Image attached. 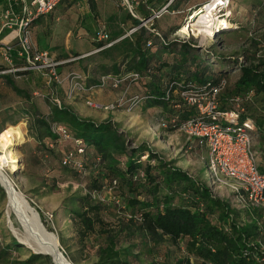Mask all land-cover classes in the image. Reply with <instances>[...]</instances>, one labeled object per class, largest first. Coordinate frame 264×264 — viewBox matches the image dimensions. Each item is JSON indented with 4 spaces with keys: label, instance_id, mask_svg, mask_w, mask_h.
I'll list each match as a JSON object with an SVG mask.
<instances>
[{
    "label": "trees",
    "instance_id": "16d2710c",
    "mask_svg": "<svg viewBox=\"0 0 264 264\" xmlns=\"http://www.w3.org/2000/svg\"><path fill=\"white\" fill-rule=\"evenodd\" d=\"M181 1L152 0L149 6L159 10L172 2L170 10L176 11L186 8ZM204 1L205 6L211 0ZM231 4L232 0L228 9ZM137 12L148 18L145 8ZM253 13L256 20L264 18V0L257 3ZM127 15L122 24L128 29L112 31L106 43L117 41L128 30L141 25L139 20ZM230 19L233 26L230 32L244 31L238 22ZM182 26L154 25L152 29L158 34L143 27L131 38L73 64L78 65V74L85 78L87 87L98 85L101 77L123 79L138 74L137 82L126 81L120 88L137 85L139 103L144 102L147 109H160L167 115L162 121L167 133L179 131L187 120L197 115L181 99L182 89L190 84L214 86L227 81V87L218 97L219 111L236 112L239 128L245 129L246 121H252L254 131L250 133L260 150L256 151L259 169L264 175V26L245 33L253 37L248 41L250 50L242 56L207 51L205 57L200 55L194 42L169 40ZM164 27L166 32L161 33ZM95 42V50L105 45ZM259 53L262 54L259 56ZM53 58L56 62H66L71 57L60 54ZM86 61L89 67L84 66ZM215 67L219 68L214 70ZM232 69L238 70L239 75L230 84ZM2 80L25 98V93L11 78L2 77ZM236 99H239V109ZM53 123L64 126L71 139L64 141L55 136L50 129ZM221 123L229 126L224 120ZM29 133L36 143L32 167L38 176L43 175L45 180L48 167L57 161L82 183L87 181V193L74 194L63 209L72 217L79 242L94 251L91 264H264V208L241 203L234 195L244 208L248 206L242 211L231 201L219 198L214 193L215 187L209 185L212 183L209 178L203 182L149 144H137L112 119L97 123L80 117L62 101L60 106L53 105L49 116L38 117L35 113ZM76 141L82 143L83 155L77 153ZM57 149H63L62 157ZM199 151L202 152L200 147L194 152ZM68 154L75 157L70 166L63 165V158ZM144 157L147 158L144 160ZM108 216L117 220L115 225L107 221ZM9 242L6 246L0 244V263L53 264L50 256L35 252H30L27 259H17L14 254L24 255L27 249L12 236ZM164 244L183 250L186 258L170 263ZM64 255L68 257L67 252ZM145 256L154 260L146 263Z\"/></svg>",
    "mask_w": 264,
    "mask_h": 264
},
{
    "label": "rangeland",
    "instance_id": "374dc122",
    "mask_svg": "<svg viewBox=\"0 0 264 264\" xmlns=\"http://www.w3.org/2000/svg\"><path fill=\"white\" fill-rule=\"evenodd\" d=\"M259 1L263 2V0H232L230 9L222 6L215 16L216 22L214 27L210 30L211 35L207 37L206 40L199 34L200 30L205 29L191 27L189 32H182L190 23L193 13L204 6L203 3L206 2L204 0H182L181 5L183 8L193 9L186 10V8H181L176 11L170 10L169 14L157 20L154 25L156 27L158 25H166V27H179L183 25L180 31L184 29L180 32V35H184L183 39L185 41L194 42L198 50H200V55H202V57H205L207 51L221 53L226 56H231L236 53L242 56L244 51L250 50L248 41L253 37L252 34L248 36L245 35V33H252L257 28L264 26V18L256 20L255 14L253 13V8L256 7ZM210 2L208 4H210ZM127 16V12L119 6L116 0H77V2H73L72 4L64 3L61 4L52 15L45 17L44 24H38L35 39L39 40L40 46L51 52L53 56L65 54L71 57L67 60L68 64L64 65L66 73L79 72L78 65L73 64V62L77 63L80 60L86 59L88 57V54H86L87 51L91 49L92 52L90 53L95 55L101 51L110 49H104L107 45V43H105L102 48L95 50L93 43H96L94 39L97 37L100 28L106 27L110 35L112 31H116L117 29L124 31L128 29V26L122 24L123 19H126ZM230 17L233 19V22H238L239 25L243 27L242 29H244V31L238 32L239 30H232L230 32L229 30L233 29V27L227 31L225 30L226 32L221 31L223 27L221 24L222 21L231 24ZM168 19H172L170 22L171 24L167 22ZM166 27L163 28V31L160 30V32H166ZM160 29L162 28L160 27ZM131 30H128L122 38L115 41L114 45L126 38H131L133 35L129 34ZM176 33L168 37L170 41L179 39L178 36L175 35ZM74 53H78L81 56L76 58L73 55ZM261 54L262 53H259L258 55L260 56ZM71 63L72 65H69ZM87 63L86 61L84 66H87ZM227 67L231 68V66ZM218 68L219 67H215L214 70ZM231 72L228 81L230 84H233L239 72L233 69ZM3 85L11 88L6 83ZM16 85L19 87L21 86L19 82H17ZM113 91L118 93L112 94ZM100 92H102V95L112 94V96H116L117 100L123 95H126L128 100H132L140 93V89L137 88V85L131 84L129 87L119 88L117 90H113L112 88L105 89L97 93ZM29 98L36 100L37 97L30 94ZM6 100H8L7 105L11 107L15 106L16 111L14 113L0 111V118L4 119L6 116L10 117L12 115V119L19 121V123L15 126H8L2 133L9 128L19 126L24 133L25 142L12 147V151L18 159L16 165L18 169L9 170L7 168L4 170L5 174L12 180L16 191L23 196L29 210L38 216L37 219L40 227L44 228L46 233L58 240V248L63 254L67 252L68 260L72 264H91L94 259V251L90 250L88 246L84 247L79 242L72 217L68 216L63 209L68 199L74 194L79 193L83 195L87 193L85 188L87 181L82 183L75 177V174L63 170L57 161H53L48 167V176H46L45 180L43 175L38 176L39 174L35 172L32 167L36 143L33 136L29 133V128L33 123L35 113L32 111L31 107L30 111H27L28 106L25 104L20 105L17 101H14V96H8ZM87 100H89V98L87 99L86 95L69 98L68 92L62 98L66 107H69L83 118H89V115L91 116L94 113L101 114V111L108 112L104 109L90 108L86 104ZM97 104L100 105L98 102ZM133 107L134 109L131 112H127L125 109H118L113 112L116 117L123 113L128 115L127 119L132 121L131 125H134L133 127L137 126V128L129 130V127L124 129L122 125L121 130L124 133L129 135L131 139H134L135 142L139 138L152 140L153 137L150 135H156L158 139L156 141L161 142L160 145L164 147L166 153L170 154L172 161L179 163L182 168L191 174L198 178L200 177L203 182L209 181L207 172L208 167L205 165V151L194 152V149H191L192 143L188 141L189 137L180 131L172 133L165 132L162 121L167 118V115L163 114L162 110L147 109L144 102L142 104L137 103ZM95 121L97 123L100 122V120ZM138 142L140 143L141 140ZM255 146V149L260 152L256 144ZM57 152L59 157L64 155V153L62 154L63 149H57ZM209 185L212 186V183ZM0 189L3 190L2 192L0 190V244L6 246L10 243V237H14L27 249L24 255L14 254L16 258L20 260L27 259L30 252L46 254L42 252V248L39 245L38 234L31 229V227H27L20 221L14 210L9 206L6 192L1 185ZM214 193L221 199L231 201L234 206H237L242 211L248 208V206L244 208L236 201L229 189L214 188ZM106 219L112 225H115L117 222L114 217L108 216ZM163 249L170 263L176 259H184L187 256L183 250L169 244H164ZM143 258L146 263H150L154 260L150 256H145ZM52 263L55 264L53 259ZM0 264H7V262L3 261Z\"/></svg>",
    "mask_w": 264,
    "mask_h": 264
},
{
    "label": "built area",
    "instance_id": "2783aa9c",
    "mask_svg": "<svg viewBox=\"0 0 264 264\" xmlns=\"http://www.w3.org/2000/svg\"><path fill=\"white\" fill-rule=\"evenodd\" d=\"M66 1L68 0H0V77L12 76L18 79L22 73L43 72L56 85L64 83L59 67L66 62H56L48 51H42L33 41L31 28L41 18L53 14ZM116 1L133 19L141 22V25L131 30L129 33L131 35L143 27L156 33L152 29L154 23L170 13L172 4L170 2L159 10H153L149 6L152 0ZM229 3L230 0H226L223 7L228 8ZM139 8H145L148 18L138 14ZM181 31L179 30L175 35L185 41L184 35H180ZM108 40V33L101 30L96 41L106 43ZM113 45L114 42L107 43L104 49L111 48ZM15 61H20L22 64L16 66ZM139 79L138 74H132L123 79L107 76L101 77L98 85L87 87L82 75L71 73L66 77L69 84L68 97L87 95L109 87L114 90L119 89L124 82H137ZM226 87L227 81L224 80L214 86L190 84L182 89L181 99L186 106L195 109L197 115L187 120L179 131L187 135L190 140L197 141L199 147L205 151L208 178L215 188L229 189L239 202L264 208V175L260 172L255 139L250 133L254 131L253 123L246 121L245 129L239 128L237 126L239 116L236 112L219 111L218 97ZM126 98V95H123L116 102L104 107L90 99L86 104L90 108L104 109L108 112H115L118 109L131 112L134 109L133 106L139 103V99L138 97L132 100ZM53 103L60 106L62 100L54 99ZM235 104H239V99L235 100ZM239 108L238 105L237 109ZM223 120L228 122L229 126L222 125ZM50 129L59 139L64 141L71 139L67 129L60 124L53 123ZM81 144L80 141H76L79 155L84 154ZM74 158L72 154L66 155L63 158V165H72ZM99 199L103 201L101 197Z\"/></svg>",
    "mask_w": 264,
    "mask_h": 264
},
{
    "label": "crops",
    "instance_id": "0c3cea01",
    "mask_svg": "<svg viewBox=\"0 0 264 264\" xmlns=\"http://www.w3.org/2000/svg\"><path fill=\"white\" fill-rule=\"evenodd\" d=\"M80 1H83V0H80ZM73 2H77V0H68L64 3L65 4L66 3L72 4ZM44 21H45V17L41 18L36 23H34V25L31 28V32H32V37H33L34 43L42 51H48L46 49H43L40 46L39 40L35 39V33H37L36 30L38 29L37 26L40 23L44 24ZM101 30H105L109 34L106 27H101L99 32H101ZM116 31H121V29H117ZM96 38L94 40H96ZM90 52H92L91 49L86 52V54H88L87 55L88 57L92 56V53H90ZM49 53L51 54V52H49ZM51 56L53 58L52 54H51ZM66 62H68V61H66ZM0 63H1V61H0ZM65 70L66 69L63 67L59 68V72L61 74V77L64 80V83L62 85H56L55 83H53L52 80L50 79V77L46 73H43V72H30V73H27V74L21 76L18 79L14 78L12 76H7V77L11 78V80L15 83V85L17 82H19L21 84L20 87L17 85L16 86L25 93V95H24L25 98L18 95L11 88L4 86L3 85V84H5L4 80H2V77H0V111L13 112V113L16 111L15 106H13V107L8 106L7 105L8 100H6L8 98V96H14L15 97L14 101H17L18 104H20V105L25 104L26 106H28L27 111H30V107H31L32 111L34 113H38V117L45 116V115L49 116V114L51 113V108H53V105H54L53 100L54 99L62 100L64 95L67 94V92L69 90V84H68V81H66V77H68L71 73L70 74L66 73ZM72 73H78V72H72ZM108 89H111V88L109 87ZM115 90H117V89H115ZM97 92L98 91L87 94L86 95L87 99L89 98V99L93 100L94 102L97 101L102 106H107V105H110V104L117 101L116 96H112V94L118 93L116 91H113L112 94H107V95H102L101 94L102 92H100V93H97ZM95 93H97V94L94 95ZM30 94L32 96H36L37 97L36 100L29 98ZM100 113L101 114L94 113L93 115H91L92 117L89 115V118H87V119H92L93 121L100 120L99 123H102V122H104L110 118L116 124H118L120 127L123 125L124 129L128 128V127H129V130H133V128L134 129L137 128V126L133 127L134 125H131L132 121L128 120L127 119L128 115H125L124 113L121 114L120 116H117V117L114 115L113 112H102L101 111ZM10 117L6 116L4 119L0 118V129L2 131L4 129H6L8 126H15L19 123V121H16L15 119H12V117L11 118ZM150 136L153 137L152 140L139 138V139H137V144L139 143L138 141L141 140V142L139 144L147 143L156 152L160 153L162 156H165L169 160H171L170 154L166 153L164 151V147H162L160 145L161 142L156 141V140H158L157 136L153 135V134H151ZM188 141H190L192 143L191 149H195L194 151H197L199 148L197 146V142L195 140H190V139H188ZM202 152H204V151L202 150ZM177 165L179 168H182L179 165V163H177ZM182 169L185 170L184 168H182ZM185 171H187V170H185Z\"/></svg>",
    "mask_w": 264,
    "mask_h": 264
},
{
    "label": "bare ground",
    "instance_id": "6f19581e",
    "mask_svg": "<svg viewBox=\"0 0 264 264\" xmlns=\"http://www.w3.org/2000/svg\"><path fill=\"white\" fill-rule=\"evenodd\" d=\"M224 4L225 0H211L210 4L196 10L193 13L190 23L185 27L184 33L189 32L191 27L198 29L202 28L205 30H200L199 34L206 40L207 37H210V30L214 27L216 22L215 16ZM221 24L223 26L221 31L224 32L233 27L226 21H222ZM24 142V133L19 126L9 128L0 134V185L6 192L9 206L14 210L20 221L27 227H31V229L38 234V241L42 248V252L50 255L55 264H68L65 258L60 254L61 251L58 248V241L56 238H53L40 227L37 216L29 210L25 199L16 191L12 180L5 174L4 170L7 168L9 170L18 169L16 166L18 159L12 151V147Z\"/></svg>",
    "mask_w": 264,
    "mask_h": 264
},
{
    "label": "water",
    "instance_id": "95a60500",
    "mask_svg": "<svg viewBox=\"0 0 264 264\" xmlns=\"http://www.w3.org/2000/svg\"><path fill=\"white\" fill-rule=\"evenodd\" d=\"M2 133V132H1ZM0 133V134H1ZM38 217V216H37ZM44 229V228H43ZM58 241V240H57ZM59 246V245H58ZM40 254H42V253H40ZM60 254L65 258V260H66V262L68 263V264H72L69 260H68V258L63 254V252H60ZM43 255H47V254H43ZM47 256H50V255H47ZM51 257V256H50ZM52 258V257H51Z\"/></svg>",
    "mask_w": 264,
    "mask_h": 264
}]
</instances>
